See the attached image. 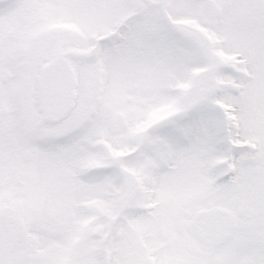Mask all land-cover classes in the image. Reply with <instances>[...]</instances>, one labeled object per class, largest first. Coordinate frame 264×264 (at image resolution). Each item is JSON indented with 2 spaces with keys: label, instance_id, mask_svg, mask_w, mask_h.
Instances as JSON below:
<instances>
[{
  "label": "snow or ice",
  "instance_id": "snow-or-ice-1",
  "mask_svg": "<svg viewBox=\"0 0 264 264\" xmlns=\"http://www.w3.org/2000/svg\"><path fill=\"white\" fill-rule=\"evenodd\" d=\"M0 264H264V0H0Z\"/></svg>",
  "mask_w": 264,
  "mask_h": 264
}]
</instances>
